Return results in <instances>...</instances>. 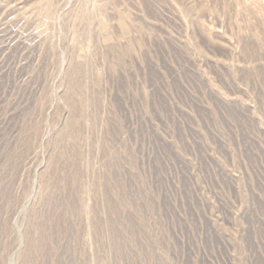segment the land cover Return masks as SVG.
Returning a JSON list of instances; mask_svg holds the SVG:
<instances>
[{"label":"rangeland","instance_id":"obj_1","mask_svg":"<svg viewBox=\"0 0 264 264\" xmlns=\"http://www.w3.org/2000/svg\"><path fill=\"white\" fill-rule=\"evenodd\" d=\"M0 264H264V0H0Z\"/></svg>","mask_w":264,"mask_h":264}]
</instances>
